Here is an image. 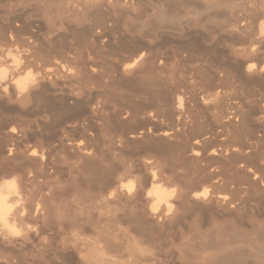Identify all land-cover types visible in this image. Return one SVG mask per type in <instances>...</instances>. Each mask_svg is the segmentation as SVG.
Here are the masks:
<instances>
[{"label":"rangeland","instance_id":"374dc122","mask_svg":"<svg viewBox=\"0 0 264 264\" xmlns=\"http://www.w3.org/2000/svg\"><path fill=\"white\" fill-rule=\"evenodd\" d=\"M76 1L0 0V52L21 49L5 30L24 26L22 38L32 33L40 52L69 57L65 65L79 77L58 79L70 98L46 93L53 109L45 116L36 114L45 107L41 98L0 104V182L14 178L23 206L39 204L24 221L32 226L27 246L0 244V260L45 248L56 264H80V256L94 262L98 249L125 263L234 264L223 255L238 250L235 256L258 264L264 169H244L230 150L238 134L254 142L264 108L257 98L245 119L217 122L231 113V97L256 88L257 74L238 75L234 64L264 56L255 32L264 23V0H118L85 10ZM235 26L255 40L248 57L229 51L241 44L242 36L230 32ZM141 51V61L123 70ZM219 90L220 106L213 102ZM178 96L183 109L176 111ZM13 117L32 124L27 137L9 133ZM151 176L175 188L172 213L150 214ZM130 180L134 191L127 195L120 185ZM200 186L209 195L191 198Z\"/></svg>","mask_w":264,"mask_h":264},{"label":"bare ground","instance_id":"6f19581e","mask_svg":"<svg viewBox=\"0 0 264 264\" xmlns=\"http://www.w3.org/2000/svg\"><path fill=\"white\" fill-rule=\"evenodd\" d=\"M107 1L108 2H106L104 0H77L76 1V7L77 8L83 7V9L85 10L86 8H91L94 6L96 7V6H104L107 4L112 5V4H118L119 3L118 0H112V1L107 0ZM74 6H75V4H74ZM6 20L9 21V19H6ZM15 25H17V24H15ZM8 26L9 27H7V29L5 31L10 32V34H9L10 40L15 42L16 44H19V47L21 49L17 50V52H15V53L10 52L9 50H4V51L2 50L3 52L2 51L0 52V104L4 101L9 102V101H13V100L16 102L22 103V104H26V103H29L30 101L34 100V99L39 100L41 98L42 102L43 101L45 102L44 103L45 107H44V109H42V107L41 108L38 107L36 109L37 110L36 114L47 115L48 113L51 112L53 107H50V105H49L50 101L48 99H45L46 93L58 92L59 98L61 100H68L70 98L69 94L63 95L64 90L60 89V87L58 86V79L61 76H65L68 79H74L77 77L76 74L74 73V71L67 68L65 65L66 61L71 62V60L69 57H66V56H63L62 58L61 57L56 58L55 56H53L52 54H50L48 52L44 53V50H43V53L40 52L39 46L36 43L37 39L35 38V35H33L32 33H29L26 39H25V37L22 38V31H25L24 26H22V28H20V29L11 28L10 24ZM203 30H204V27H203ZM256 30L257 31H255V32H257V34H256L257 38L260 39V42L261 41L264 42V23L260 24V26ZM211 32H216V31L211 30ZM230 32L232 34H236V38L238 36L239 37L242 36V37H240V41H241L240 43L241 44H239V46L235 45L233 47H230V49H229L230 53L236 57L238 55L240 56V55L246 54V53H249L247 55V57L250 56V54L252 52H254V49H255V45H253L255 40H253V38H250L248 36L246 38H243L247 34L244 27L242 28L240 26H235L232 28V31H230ZM230 32H229V34H231ZM212 34H210V35L212 36ZM2 36H4V35L0 34L1 39L4 38V37L2 38ZM257 38H255V39L257 40ZM237 39H239V38H237ZM256 43H257V41H256ZM260 44H262V43H260ZM256 52H258V51L256 50ZM143 55H144V53L142 51L139 52L138 54H136V56L133 57L129 63L124 65L123 70H128V69H131L132 67H135V65L141 61ZM251 56H255V55H251ZM253 58L248 57L247 59L241 60V61H239V59H238V61H237V59L235 60L234 69L236 70V73L238 75L241 73H246L248 75L253 74V73L257 74V79L255 80L256 88L255 89L243 88V91L241 93H239L240 94L239 96L234 95L233 97H231V99L235 102L231 104V113L229 114V116H227L228 118H226L225 121L221 120L222 122L221 121L217 122V124L221 127L222 126L225 127L227 124H230L227 122L228 121L227 119H230V118L232 119L233 117L236 118L238 116H241L243 119H245L246 116H249L250 111H251L250 104L253 102V100H256L257 98H258L257 101L259 103H262V105H263L262 107L264 108V64L262 65V63H261L262 61L264 62V56L262 58L256 60V62L253 60ZM242 59H244V57ZM259 63H261V65H257ZM4 69H7V73H8L6 79L3 78V71L2 70H4ZM91 69L95 71L94 68H91ZM29 72H31V78H27V75ZM220 75H223V74H220ZM76 80H79V77H77ZM17 81H22V83L18 84V83H16ZM5 89H7V90L5 91ZM50 98H52V97H50ZM253 98H255V99H253ZM182 99L183 98L181 96H178L176 98V102H175L176 103V106H175L176 111L183 109L182 108L183 107ZM222 100H223V97L220 96V90L216 91V94L213 95L214 104L215 105L218 104L220 106V103ZM257 101H255V102H257ZM204 104H205V101H204ZM245 104L248 105V111L243 113L241 111V109H243ZM258 117L259 118L256 120L257 136L250 138L251 140L253 139L254 142L251 144L250 142L248 143L247 140L238 139L237 138L238 136L244 135V134H238V136H236V138H235L237 145L232 146L231 150H230L231 152L236 151L238 154L241 155L242 161L244 162V169H264V110L260 112ZM14 118L15 117L9 118L7 121V124L10 125L9 133L10 134L16 133V134L22 135L23 137H27L29 134L28 130L31 129L32 124L28 125L27 120L23 121L21 119H14ZM222 119H223V116H222ZM236 119H238V118H236ZM249 127H250V124L247 123L248 129L245 130L246 135L249 134ZM62 131H64V130H62ZM63 133L64 132H62V134ZM170 133H171L170 131H163L160 133V135L166 136ZM227 134H229V133H227ZM195 143H196V141L194 142V145H195ZM227 150H228V148H226V151ZM192 151L194 152V150H192ZM212 153H213V155H215L216 151H213ZM30 155L36 156L37 152L35 150H32ZM39 156H40V154H39ZM39 162L41 163V167H42L43 162H44L43 161V155L39 157ZM39 169H41V168L39 167ZM151 177H152L151 181H150L149 186L145 192V196L149 202L147 208H148L150 214H156L159 211H162L164 215H168V214L172 213V211H173L172 208L175 206V205L173 206V202H172L173 201V195H175V188L174 187H166L162 183H160L159 180H157L154 176H151ZM17 185L18 184L16 183V180L14 178H4L0 182V244H2V246L4 248L17 247L16 249H18V247H22V245L26 244V242L28 243L29 235L27 233L30 230V227L32 228V226L29 225L30 227L28 226V228H27L26 227L27 225L26 224H25L26 226L24 225V223H25L24 221L27 218V216H29L31 214V212L33 210L36 213V211L39 208L38 203L35 204V208L32 207L31 205L23 206L22 203L24 202L23 201L24 199L22 200V193H21V190L19 189V186H17ZM120 186H121L120 189L123 188V190L122 189L121 190L124 191L127 195L133 193V191H134V184H133V181H131V180L124 182V184L120 185ZM208 190H209L208 188H206L204 186H200V190L195 192L191 198L204 200V199H206L207 195H209ZM5 197H7V199H5ZM217 198L220 200H226V196H220L219 195ZM174 203H175V201H174ZM34 212H33V214L35 216L36 214ZM5 221L7 223V227L5 226ZM22 231H25V232L22 233ZM16 233H19V234H16ZM31 236H32V234H31ZM261 237L259 239L257 238L255 241V242H257V244L261 245V248H259V250L257 249V251H255L256 256H257L256 260H258V264L264 263V237H262V238ZM31 240L33 242V239H31ZM86 240H89V239H86ZM43 243H44V240H43ZM26 246H27V244H26ZM93 246H94V244H93ZM35 247H36V245H35ZM39 247H41V246H39ZM25 249H24V251H25ZM44 249L43 248H39L36 250L32 249V251L29 250L30 252H28V250H27V254H25L26 252L25 253L22 252V255H14V256L10 253L12 256H6V257L4 256V258L2 257L3 258L2 261L1 260L0 261L2 264H56L53 262V259H51V257L49 258L46 256L47 254L45 255L46 252L44 253ZM237 251L238 250H236V253H238ZM79 253L81 254V252H79ZM141 253H142V251H141ZM236 253L230 252L226 255H223L224 256L223 258L228 259L229 262L233 261L234 264H248L249 263L247 261L248 259L245 258V255L240 257L242 255V253H241V255L238 253V255H240V256L237 257V256H235ZM1 254L2 253H0V255ZM94 254L96 256L94 259V262H92L91 260L89 261V256H88V258H86L85 256H80L79 257V263L80 264H139L137 262L125 263L124 261L126 258L124 259L123 262H120L119 259H122V258L118 259L116 257L109 256L105 252V250H103V249L96 250ZM149 255H151V254H149ZM124 257H126V256H124ZM90 258H91V256H90ZM129 259H131V258H129ZM147 259L148 258L144 257L143 261H145ZM136 260L138 261V259H136ZM147 261H149V260H147ZM154 261H156V259ZM56 262H57V260H56ZM216 262H217V260H216ZM216 262H214V263H216ZM162 264H163V262H162Z\"/></svg>","mask_w":264,"mask_h":264},{"label":"clouds","instance_id":"9594fccd","mask_svg":"<svg viewBox=\"0 0 264 264\" xmlns=\"http://www.w3.org/2000/svg\"><path fill=\"white\" fill-rule=\"evenodd\" d=\"M3 71V78L4 79H6L7 78V75H8V73H7V69H4V70H2ZM27 78H31V72H29L28 73V75H27ZM16 83H22V81H17ZM7 89H5V91H6ZM5 199H7V197H5ZM5 226L7 227V223H6V221H5ZM16 234H19V233H16Z\"/></svg>","mask_w":264,"mask_h":264}]
</instances>
